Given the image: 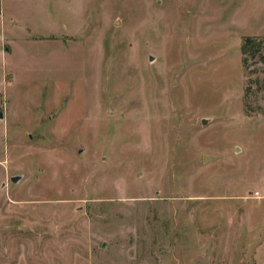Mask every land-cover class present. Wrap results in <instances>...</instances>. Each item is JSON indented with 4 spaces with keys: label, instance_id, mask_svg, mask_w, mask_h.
<instances>
[{
    "label": "rangeland",
    "instance_id": "rangeland-1",
    "mask_svg": "<svg viewBox=\"0 0 264 264\" xmlns=\"http://www.w3.org/2000/svg\"><path fill=\"white\" fill-rule=\"evenodd\" d=\"M0 115V264H264V0H0Z\"/></svg>",
    "mask_w": 264,
    "mask_h": 264
},
{
    "label": "trees",
    "instance_id": "trees-1",
    "mask_svg": "<svg viewBox=\"0 0 264 264\" xmlns=\"http://www.w3.org/2000/svg\"><path fill=\"white\" fill-rule=\"evenodd\" d=\"M242 52L246 55H248V53H250V51H252V53H257L256 51H258L259 48H261L260 43H258L255 39L248 37L243 46H242Z\"/></svg>",
    "mask_w": 264,
    "mask_h": 264
},
{
    "label": "water",
    "instance_id": "water-1",
    "mask_svg": "<svg viewBox=\"0 0 264 264\" xmlns=\"http://www.w3.org/2000/svg\"><path fill=\"white\" fill-rule=\"evenodd\" d=\"M1 117H2V115H0V118H1ZM205 122H206V121L204 120L203 124H204ZM209 158H210V157L205 156V161H208ZM12 181H13L14 183H17V182H18V179L14 178Z\"/></svg>",
    "mask_w": 264,
    "mask_h": 264
}]
</instances>
